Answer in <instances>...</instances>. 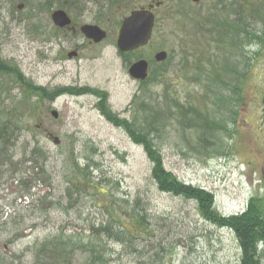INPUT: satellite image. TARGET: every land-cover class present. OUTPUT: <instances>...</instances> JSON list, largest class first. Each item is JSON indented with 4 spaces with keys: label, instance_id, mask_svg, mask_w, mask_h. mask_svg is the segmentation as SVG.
<instances>
[{
    "label": "rangeland",
    "instance_id": "1",
    "mask_svg": "<svg viewBox=\"0 0 264 264\" xmlns=\"http://www.w3.org/2000/svg\"><path fill=\"white\" fill-rule=\"evenodd\" d=\"M145 1L131 0L133 7ZM38 2L42 0L30 4ZM161 3L149 47L124 57L119 56L111 37L102 47L85 49L78 60H65L69 46L54 43L48 19L41 35L23 28L0 33V64L22 77L18 80L15 73L0 72V124L10 122L17 110L22 129L13 152L15 174L0 173V225L8 223L5 229L0 226V255L8 262L30 264L35 246L59 231L72 240L76 236L85 240L87 226L104 220L98 207L111 199L121 209L123 201L131 205L140 200L151 232L139 240L141 252L135 257L121 254L120 247L108 243L114 258L120 259L116 264H239L230 232L205 223L194 203L157 191L141 147L100 115L98 97L91 93L64 95L38 104L32 98L31 107L23 101L25 83L48 91L87 88L104 94L118 118L130 120L132 100L151 97L167 116L155 144L168 172L187 185L212 193L215 209L222 215L243 211L251 198L262 199L264 205V181L255 171L262 158L252 155L260 141L255 126L252 134L241 129L246 114L236 120L242 126L235 138L218 131L216 146L204 150L197 141L200 131L185 126L195 115H214L211 89L216 93L220 85L225 91L226 84H239L224 71L235 62L234 42H230L237 34L230 27L246 22V15L255 17L258 10L264 14V0ZM5 21L2 12V23ZM161 51L168 60L159 69L151 68L148 79L138 86L127 73L129 66L141 60L154 63L153 56ZM249 87L243 88V103L252 95ZM51 112L57 113V120ZM53 138L59 140L58 145ZM24 143L36 144L47 157L45 176L34 182L29 193L18 183L31 174L29 164L20 165ZM67 191L73 195L72 201ZM117 216L125 220L120 211Z\"/></svg>",
    "mask_w": 264,
    "mask_h": 264
},
{
    "label": "trees",
    "instance_id": "2",
    "mask_svg": "<svg viewBox=\"0 0 264 264\" xmlns=\"http://www.w3.org/2000/svg\"><path fill=\"white\" fill-rule=\"evenodd\" d=\"M256 9L257 7H255ZM259 12L260 10L253 17V20H264V14H259ZM237 24L234 27H230V30L237 33L241 27L240 22ZM233 42L231 41L230 44ZM1 67L3 66L0 64ZM225 68L229 70L230 65H226ZM13 73L15 72L12 71ZM16 79L20 80L21 76L17 75ZM221 84H223V80ZM24 85L27 90L23 101L25 100L24 102L29 104L30 107L32 98H37L35 102L38 104V102L44 100L52 102L64 95L83 96L88 93L94 94L98 97L96 109L100 115L115 127L122 129L134 145L141 147L150 164V181L157 191L194 203L198 216L205 223L217 229L230 232L237 244L239 264H264L263 252L258 248L259 245H264V205L262 199H252L241 212L232 215H222L215 209L212 193L200 187L187 185L168 172L165 169L159 148L155 144L156 140L159 139L157 135L163 130L167 121V116L163 113L159 104L154 102L151 97L147 99L141 98L138 102L136 98L133 99L131 102V119L127 120L120 119L111 112L106 103V96L102 93L91 91L87 88H66L48 91L41 87L32 86L31 83H25ZM213 86L212 82L211 87L213 88ZM211 91L213 95L211 106L213 107L214 115L209 118L198 114L195 115L193 120L191 119L185 123L188 128L200 131L197 141L203 150L207 146H216L214 141L216 132L225 131V133H229L234 131V128L228 131L226 128L229 126V121H233L230 116L234 112L231 100L237 96V92H226L227 90L224 91V86L222 85H220L219 91H216V93L212 89ZM16 111L10 115V122L0 124V173L6 172L10 175L15 174V168L12 163L13 152L22 132L21 127H19L21 116H18ZM180 114L183 115L181 111ZM184 115L186 116V113ZM198 119L203 122L197 123ZM25 163L30 166V177L28 176V179L26 178L18 183L24 191L29 193L35 181L43 180L47 157L36 144L24 143L20 165ZM73 167L75 170H79L75 163H73ZM87 171L88 167L83 170L84 173ZM99 195L102 197L106 196L105 193H99ZM67 196L72 201L73 195L69 191H67ZM110 200L106 199L102 207H98V209L102 208L104 220L102 219L103 221H99L97 224H89L87 226L88 237L85 240H80L77 236L72 240L70 236H64V233L59 231L35 246L32 251L30 264H116L120 259L119 257L114 258L116 254L109 248L108 243L120 247L123 255L135 257L140 254L141 251L138 250L139 240L143 236L149 237L151 234L147 211L140 204V200L135 201L131 205L127 201H123L125 204L124 209L117 206V201L114 203ZM118 211L123 213L125 220L118 218ZM6 224L8 223L3 222L0 225L2 226L1 228L5 229ZM0 264L13 263L12 261L8 262L4 255H0Z\"/></svg>",
    "mask_w": 264,
    "mask_h": 264
},
{
    "label": "flooded vegetation",
    "instance_id": "3",
    "mask_svg": "<svg viewBox=\"0 0 264 264\" xmlns=\"http://www.w3.org/2000/svg\"><path fill=\"white\" fill-rule=\"evenodd\" d=\"M31 1L32 0H0V33H7L16 28H23V30L25 29V32L29 34L41 35L45 33V19H48L51 23L49 28L55 34L54 43H66L69 46L70 53H66L64 58L68 61L72 59L78 60L85 49L102 47L110 41L111 37L114 39L113 43L116 47V40L121 25L133 12L141 10L150 12L154 17V32L157 24V16L163 5L161 0H146L135 7L132 6L133 2H131V0H42V2L33 5L30 4ZM2 12L4 16L6 15L5 23H2ZM54 12H63L70 21V24L63 28L54 26L51 20V16ZM246 16V22L241 21V27L236 33L237 38H235L233 43L236 52L234 58L235 62L232 63L229 70L224 67V71L227 74L226 77L231 76L239 82L237 86L235 83H231L230 85L226 84V88L229 92H237V96L234 95L235 97L231 100L234 112H232L230 116L233 121H229L230 129L234 128V131L228 134L231 138H235V132L238 126L240 127L242 125L246 127L242 126L241 129L252 134L253 127L255 126L254 133H257L260 143L259 149L254 150L252 155L256 156L257 153V157L262 158L258 163L259 169L255 171L264 181V20H253L252 16ZM253 21L257 23L256 26L252 24ZM85 26L98 28L104 32L105 39L98 44L86 39L81 33V28ZM151 40L145 47L132 52L120 53L117 50L120 53L119 56L124 57L128 54H134L141 50H145L151 44ZM69 54H74L75 56L69 59ZM167 60L168 55L166 61ZM145 62L147 63V79L151 68L159 69L162 67L163 63H165H151L149 60ZM0 72L11 73L12 71L6 66H3L0 68ZM133 82L138 86L141 84V82L138 81L133 80ZM247 84L250 86L249 90L252 95L243 103V88L247 86ZM243 113L244 115L246 114V119L242 121V125H238L236 120L239 119ZM250 115L255 119L254 121ZM255 171L252 173L256 174ZM257 182L260 183V180ZM252 199L254 198H251L248 202ZM263 249L264 246L259 248L262 252Z\"/></svg>",
    "mask_w": 264,
    "mask_h": 264
},
{
    "label": "water",
    "instance_id": "4",
    "mask_svg": "<svg viewBox=\"0 0 264 264\" xmlns=\"http://www.w3.org/2000/svg\"><path fill=\"white\" fill-rule=\"evenodd\" d=\"M196 4L199 0H191ZM54 26L63 28L70 24V21L63 12H54L51 16ZM154 26V17L148 11L133 12L127 19H125L121 25L116 40V47L120 53L132 52L137 49L145 47L152 38ZM82 35L98 44L105 39V34L96 27L85 26L81 28ZM74 54H69L68 58L74 57ZM156 63L165 62L167 54L163 51L158 52L153 57ZM129 77L138 82H144L147 79V63L143 60L138 61L130 66L127 71ZM51 116L54 120H57L58 115L56 112H51ZM55 145L59 144L57 138H53Z\"/></svg>",
    "mask_w": 264,
    "mask_h": 264
},
{
    "label": "built area",
    "instance_id": "5",
    "mask_svg": "<svg viewBox=\"0 0 264 264\" xmlns=\"http://www.w3.org/2000/svg\"><path fill=\"white\" fill-rule=\"evenodd\" d=\"M24 201H26V200L24 199Z\"/></svg>",
    "mask_w": 264,
    "mask_h": 264
}]
</instances>
